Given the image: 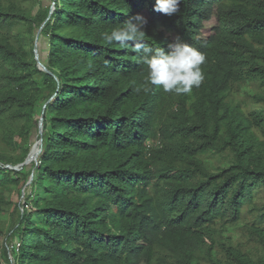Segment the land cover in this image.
Returning <instances> with one entry per match:
<instances>
[{
    "label": "trees",
    "instance_id": "trees-1",
    "mask_svg": "<svg viewBox=\"0 0 264 264\" xmlns=\"http://www.w3.org/2000/svg\"><path fill=\"white\" fill-rule=\"evenodd\" d=\"M154 2L0 0V264H264V0ZM137 13L205 55L200 87L99 38Z\"/></svg>",
    "mask_w": 264,
    "mask_h": 264
},
{
    "label": "clouds",
    "instance_id": "clouds-1",
    "mask_svg": "<svg viewBox=\"0 0 264 264\" xmlns=\"http://www.w3.org/2000/svg\"><path fill=\"white\" fill-rule=\"evenodd\" d=\"M181 3L182 0H155L153 10L171 17L179 12ZM146 25V17L137 13L101 31L99 38L107 46L116 45L136 53L138 62L147 67L145 83L148 85L175 95L190 94L200 87L204 80L205 55L179 36L167 42L166 47H149L145 43Z\"/></svg>",
    "mask_w": 264,
    "mask_h": 264
},
{
    "label": "rangeland",
    "instance_id": "rangeland-1",
    "mask_svg": "<svg viewBox=\"0 0 264 264\" xmlns=\"http://www.w3.org/2000/svg\"><path fill=\"white\" fill-rule=\"evenodd\" d=\"M42 3L45 6H51L53 4V0H42ZM38 6H36L37 8ZM215 24V22L213 20H210L208 22H206L207 26H213ZM39 33V32H38ZM168 35H170L173 39L175 37H177V35L174 32H167ZM37 49L39 50V55L41 58H45L46 57V52H47V43H46V39L43 36H39L38 40H37ZM42 108V104L39 103V108L37 110L36 113V117L40 119L41 117V109ZM43 134V129L41 128V125H39L35 130H34V134L32 135V152L28 158V160L26 161V165L27 167L25 168V170H29L30 166H31V162L32 160H38V156H39V151H40V141H39V135L41 136ZM17 138V136H16ZM15 169H19V167H13ZM30 191V189L28 190V192ZM13 198H15L17 200L18 195L15 192ZM1 220L3 221H7L8 220V214H3L1 215ZM37 218H34V221H36ZM232 234H238L237 232H239L237 229L232 230L231 229ZM5 243V237H0V246H3V244ZM18 239L15 238L11 244V248H17L18 247ZM15 246V247H14ZM5 264V263H3Z\"/></svg>",
    "mask_w": 264,
    "mask_h": 264
},
{
    "label": "built area",
    "instance_id": "built-area-1",
    "mask_svg": "<svg viewBox=\"0 0 264 264\" xmlns=\"http://www.w3.org/2000/svg\"><path fill=\"white\" fill-rule=\"evenodd\" d=\"M18 249H19V243H18V247L16 248V250L18 251Z\"/></svg>",
    "mask_w": 264,
    "mask_h": 264
}]
</instances>
